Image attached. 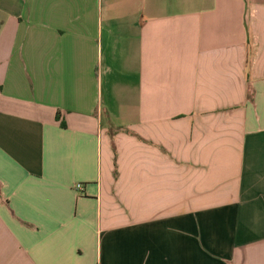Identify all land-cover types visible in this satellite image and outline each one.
Listing matches in <instances>:
<instances>
[{
	"label": "crops",
	"instance_id": "1",
	"mask_svg": "<svg viewBox=\"0 0 264 264\" xmlns=\"http://www.w3.org/2000/svg\"><path fill=\"white\" fill-rule=\"evenodd\" d=\"M0 264H264V0H0Z\"/></svg>",
	"mask_w": 264,
	"mask_h": 264
},
{
	"label": "built area",
	"instance_id": "2",
	"mask_svg": "<svg viewBox=\"0 0 264 264\" xmlns=\"http://www.w3.org/2000/svg\"><path fill=\"white\" fill-rule=\"evenodd\" d=\"M75 190L76 191H82L83 190V187H82V185L81 184H77V185H75Z\"/></svg>",
	"mask_w": 264,
	"mask_h": 264
},
{
	"label": "trees",
	"instance_id": "3",
	"mask_svg": "<svg viewBox=\"0 0 264 264\" xmlns=\"http://www.w3.org/2000/svg\"><path fill=\"white\" fill-rule=\"evenodd\" d=\"M111 139H112V141H113V135L111 136ZM113 150H114V147H113Z\"/></svg>",
	"mask_w": 264,
	"mask_h": 264
}]
</instances>
